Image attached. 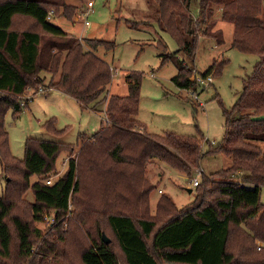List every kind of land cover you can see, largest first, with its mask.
<instances>
[{
	"label": "trees",
	"instance_id": "obj_1",
	"mask_svg": "<svg viewBox=\"0 0 264 264\" xmlns=\"http://www.w3.org/2000/svg\"><path fill=\"white\" fill-rule=\"evenodd\" d=\"M152 1L156 10L144 21L124 22L134 29L155 24L175 41L174 52H167L161 41L156 45L161 62L178 67L171 79L177 88L196 91L202 86L191 79L195 51L199 35L224 43L221 30H212L217 11L233 25L231 47L257 56L241 93L222 110L221 141L208 142L205 150L199 129L192 135L145 132L135 118L141 72L124 76L125 95L107 96L112 69L95 50H111L115 43L84 39L85 49L83 42L49 22V15L70 19L69 6L0 0V164L5 177L0 264H264V0H197L195 19L193 0ZM226 62H212L200 77L215 76ZM40 72L58 73L46 87L82 109L102 111L104 120L92 136L80 134L75 143L27 137L23 158H16L9 150L4 116L11 111L15 118L26 107L20 97L42 85ZM42 128L56 137L63 134L54 127V118ZM76 146L77 156L69 155L63 173L46 184L60 153ZM218 154L231 157V165L202 175L192 202L177 207L162 193L156 213H149L154 189L147 179L150 162L158 160L190 176L204 156ZM239 172L242 182L233 180ZM86 176L97 179L96 202ZM28 190L33 201L25 200ZM50 212L54 223L42 231L35 224Z\"/></svg>",
	"mask_w": 264,
	"mask_h": 264
},
{
	"label": "rangeland",
	"instance_id": "obj_2",
	"mask_svg": "<svg viewBox=\"0 0 264 264\" xmlns=\"http://www.w3.org/2000/svg\"><path fill=\"white\" fill-rule=\"evenodd\" d=\"M40 1L69 6L73 13L70 19L49 15L48 20L56 26H61L65 32L81 42L84 39H98L115 43L111 50L103 46L95 50L112 69V79L106 88L107 96L125 95L127 90L124 76L130 71L142 73L138 114L135 118L144 125L147 134H161L169 130L182 135H192L199 129L205 137V143L203 142L201 147L203 150L207 148L208 142L217 144L221 141L224 132L222 110L229 108L241 93L243 79L251 74L257 56L231 47L233 25L222 21L218 11L213 16L216 23L212 30H221L224 43L217 45L214 39L199 35L191 79L200 77V73L212 62L223 58H226L227 62L218 74L210 76L209 83L197 86L196 91H193L177 88L171 79L177 73L178 67L173 61L162 63L159 57L156 41L166 45L167 52L177 49L175 41L167 33L160 31L155 24L148 27L141 23L134 29L124 22L125 19L144 21L145 16L156 10L152 0H93L92 10L87 16L88 25H82L81 13L89 0ZM190 10L195 19L197 0L192 1ZM82 44L85 49L89 48L84 42ZM39 75L42 85L36 89L28 88L20 97L22 105L26 107L15 118L12 117L11 111L4 116L9 150L16 158H23L27 137L75 143L80 134L92 136L100 129L104 120L102 111L82 109L69 96L46 87L51 81L57 80L58 73L51 76L49 73L40 72ZM50 118H54V127L57 130H63L61 137L47 133L42 128V124ZM77 153V146L73 152L62 151L56 160L55 172L44 178L45 183L51 184L63 173L69 155L76 157ZM231 162L232 158L223 154L206 155L199 168L193 170L190 176H186L163 162L153 160L147 168V179L154 185L149 195V213H156V204L162 193L170 196L177 207L189 204L195 197V186L192 182H199L202 175L209 176L228 168ZM240 174L241 172L235 175L233 180L242 182ZM36 179L37 177H32L31 182ZM96 181V178L86 176L88 191L93 195L95 202L98 200ZM4 185L5 177L0 164V196L3 195ZM25 200L33 201L29 190L25 194ZM260 202L264 203V185L260 188ZM95 207L98 209L96 205ZM53 223V213L50 212L35 225L45 231ZM77 223L83 230L82 223ZM86 227L88 232L91 231V226Z\"/></svg>",
	"mask_w": 264,
	"mask_h": 264
},
{
	"label": "built area",
	"instance_id": "obj_3",
	"mask_svg": "<svg viewBox=\"0 0 264 264\" xmlns=\"http://www.w3.org/2000/svg\"><path fill=\"white\" fill-rule=\"evenodd\" d=\"M93 4H94L93 0H89V1H87L84 10H83V12L81 13L82 16H83V25H88V24H89V22H88V20H87V16H88V14L91 12L92 7H93ZM47 19H49V16L47 17ZM195 80H196V82H198L199 84H203V85H205V84H207V83H209V82L211 81V78H210V77H207L206 80H204V79L200 78L199 76H196V79H195ZM197 183H198L197 180H194V181L192 182L193 186L197 185ZM46 184H47V183H46Z\"/></svg>",
	"mask_w": 264,
	"mask_h": 264
},
{
	"label": "water",
	"instance_id": "obj_4",
	"mask_svg": "<svg viewBox=\"0 0 264 264\" xmlns=\"http://www.w3.org/2000/svg\"><path fill=\"white\" fill-rule=\"evenodd\" d=\"M188 191L190 192L191 189H188ZM102 239H103V241H104L105 243H108V242H109V240L107 239V237H106L104 234H102Z\"/></svg>",
	"mask_w": 264,
	"mask_h": 264
},
{
	"label": "crops",
	"instance_id": "obj_5",
	"mask_svg": "<svg viewBox=\"0 0 264 264\" xmlns=\"http://www.w3.org/2000/svg\"><path fill=\"white\" fill-rule=\"evenodd\" d=\"M83 9H84V7H83ZM61 24V23H60ZM73 24V23H72ZM83 25V24H82ZM58 26V25H57ZM72 26H74V25H72ZM59 28H61L62 30H63V28L61 27V26H58ZM64 31V30H63ZM68 33V32H67Z\"/></svg>",
	"mask_w": 264,
	"mask_h": 264
}]
</instances>
